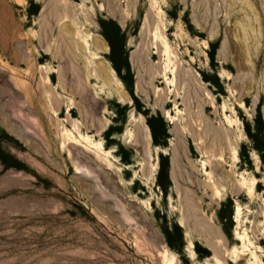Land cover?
Wrapping results in <instances>:
<instances>
[{
    "label": "rangeland",
    "instance_id": "rangeland-1",
    "mask_svg": "<svg viewBox=\"0 0 264 264\" xmlns=\"http://www.w3.org/2000/svg\"><path fill=\"white\" fill-rule=\"evenodd\" d=\"M0 264H264V0H0Z\"/></svg>",
    "mask_w": 264,
    "mask_h": 264
},
{
    "label": "bare ground",
    "instance_id": "bare-ground-1",
    "mask_svg": "<svg viewBox=\"0 0 264 264\" xmlns=\"http://www.w3.org/2000/svg\"><path fill=\"white\" fill-rule=\"evenodd\" d=\"M145 39H147L146 35H145ZM93 42L96 45L95 47H97L99 51H105L107 49L105 42L99 36L95 37L93 39ZM145 42H147V41H145ZM147 43H146V45H147ZM143 44H142L141 48H143V46H145V44L144 45ZM99 59L101 61L99 60L100 62H98L96 64L97 71L106 79V81H108L110 84H112V86L115 85L114 91L119 96V98H121V99L124 98L125 97V93H124V91L122 92V90H121L122 86L120 85L119 81L116 79V75H115V72H114L113 68L110 67L109 64L104 59H102V58H99ZM139 129L142 130L141 127H139Z\"/></svg>",
    "mask_w": 264,
    "mask_h": 264
},
{
    "label": "water",
    "instance_id": "water-1",
    "mask_svg": "<svg viewBox=\"0 0 264 264\" xmlns=\"http://www.w3.org/2000/svg\"><path fill=\"white\" fill-rule=\"evenodd\" d=\"M115 72V71H114Z\"/></svg>",
    "mask_w": 264,
    "mask_h": 264
}]
</instances>
